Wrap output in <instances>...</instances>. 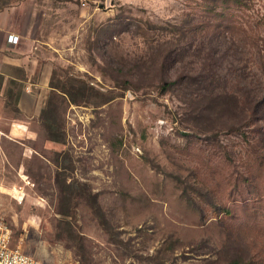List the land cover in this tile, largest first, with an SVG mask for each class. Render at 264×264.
Here are the masks:
<instances>
[{
	"label": "rangeland",
	"instance_id": "374dc122",
	"mask_svg": "<svg viewBox=\"0 0 264 264\" xmlns=\"http://www.w3.org/2000/svg\"><path fill=\"white\" fill-rule=\"evenodd\" d=\"M72 1L52 84L76 104L52 93L30 157L0 139L11 246L45 264H264V121L240 128L195 95L213 52L264 97V0L225 20L214 0Z\"/></svg>",
	"mask_w": 264,
	"mask_h": 264
},
{
	"label": "crops",
	"instance_id": "0c3cea01",
	"mask_svg": "<svg viewBox=\"0 0 264 264\" xmlns=\"http://www.w3.org/2000/svg\"><path fill=\"white\" fill-rule=\"evenodd\" d=\"M78 8L72 0H0V139L20 143L25 157L56 91L52 75L63 51L56 26Z\"/></svg>",
	"mask_w": 264,
	"mask_h": 264
},
{
	"label": "trees",
	"instance_id": "16d2710c",
	"mask_svg": "<svg viewBox=\"0 0 264 264\" xmlns=\"http://www.w3.org/2000/svg\"><path fill=\"white\" fill-rule=\"evenodd\" d=\"M214 1L217 7H219L218 4H222L224 6L222 8L223 12L221 14L218 13L214 14L215 18L221 20H225L227 17V15L224 12L228 13L233 9H236L238 7H246L252 3V0H214ZM229 17L230 18L227 19L228 21L231 22V20L233 19V14L230 13ZM238 27L239 26H236L234 24L228 25L225 30L226 33H223L221 32V28H223V25H216L214 27V30H216L215 33H218V35H220L222 39H226L227 34L233 33L234 30H236ZM224 42L227 45L229 54L231 52H234V50H237L239 47V45H237L235 41L232 40V38L230 39L229 43L226 42V40ZM219 44L220 43H218L216 50H218L220 46H223L222 44L221 45ZM262 53L264 54V51H262ZM206 57H208V60H210L211 63L203 64V68L200 70V74H198L199 76H201L202 80L199 83L195 93L197 97H202L204 100H209L210 103L208 104V107L204 108V110L213 109V112L216 113L226 112L229 115V120L233 119L234 117L238 116V114L241 113L243 120H245V122L241 125L240 128L244 127L245 124L256 125L262 123L264 121V97L257 99L255 96H252L250 92L244 93L235 90L236 87L238 89L240 87L237 86L238 85L237 77L235 76L233 77L232 71L234 70L229 69V71H231L230 73L231 75L228 74V77H226L224 76V68L220 65L221 64L220 59L218 57H215V53L211 52L207 54ZM260 57L262 58V56ZM230 61L232 62V60ZM260 62L262 63V60ZM230 66L231 68H234L232 63H230ZM205 76H207V78H205ZM240 83L241 82H239V84ZM181 84L182 81L180 80H176V79L167 80L162 83L160 89L162 91V94H166L171 90H173V88L178 87ZM52 88L56 90L54 91V93H58L63 96H66L69 98L71 104H76V100L73 98V96H71L65 90L59 91L55 86H53V84H52ZM186 89H188V87ZM240 89L243 91L248 90L247 87L245 86L241 87ZM192 95H194V93H192ZM113 99H114L113 97L106 99L104 104L111 102ZM226 100L230 101L229 102L230 104H228ZM221 101H224L225 105L224 103L222 105ZM51 105H52V98L48 102V105L42 114L43 125L45 126L46 124L48 126L47 127L48 129L52 128V125H48L47 123V120H49V117L47 118V114H50L49 107H51ZM240 128L236 130L239 132L241 130ZM241 134H243L244 137L247 138V136L244 133ZM59 136L61 138L63 137V139L65 138L64 134H60ZM50 140L52 141V135Z\"/></svg>",
	"mask_w": 264,
	"mask_h": 264
},
{
	"label": "built area",
	"instance_id": "2783aa9c",
	"mask_svg": "<svg viewBox=\"0 0 264 264\" xmlns=\"http://www.w3.org/2000/svg\"><path fill=\"white\" fill-rule=\"evenodd\" d=\"M82 7L86 6V3H82ZM10 43L17 44L19 42L18 37H9ZM0 264H45L42 261L24 253L18 248L11 246L9 232L0 227Z\"/></svg>",
	"mask_w": 264,
	"mask_h": 264
}]
</instances>
